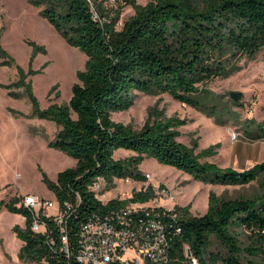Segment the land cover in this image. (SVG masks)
<instances>
[{"label":"trees","instance_id":"trees-1","mask_svg":"<svg viewBox=\"0 0 264 264\" xmlns=\"http://www.w3.org/2000/svg\"><path fill=\"white\" fill-rule=\"evenodd\" d=\"M92 1L98 18L91 0H33L43 7L42 13L67 41L88 58L84 68L77 71L78 81L73 84L67 103L53 102L41 107L21 69L20 79L14 83L26 87L32 115L57 124L58 130L49 144L77 159L75 166L60 171L56 180L43 174V181L57 200L62 205L66 201L73 205L67 219L71 253L64 251L54 219L43 217L56 244L50 245L45 234L34 231L30 219L25 226L15 224L13 229L23 240L21 259L80 264L76 253L85 221L116 205L149 201L157 196L150 184L130 197L114 198L104 204L91 189L93 183L99 177L108 184L127 176L145 180L139 165L146 157H154L206 183L245 184L264 173V160L242 170L202 160L203 155L215 154L216 145L197 153V144L189 146L181 141L179 127L186 123L185 119L152 109L144 126L135 129L113 118L114 112L134 104L136 91L168 92L181 102L209 109L204 85L238 70L242 56L254 57L264 49V0H149L146 4L119 0L111 8L103 5L104 0ZM128 4L135 13L118 28ZM42 50L46 49L34 44L31 63ZM0 57L2 64L13 62L1 46ZM10 93L21 96L16 91ZM210 110L230 115L227 106L217 103ZM219 119L226 121L220 116ZM261 126L264 131V124ZM119 148L132 150L135 155L116 158ZM19 199H1L0 208L6 206L25 214L23 207L16 205ZM174 212V220H170L171 214L162 216L172 228L177 224L181 227L180 232L172 233L170 264H192L186 246L198 264H263L264 191L255 197L237 198L211 192L205 213L191 214L190 205H176Z\"/></svg>","mask_w":264,"mask_h":264},{"label":"rangeland","instance_id":"rangeland-1","mask_svg":"<svg viewBox=\"0 0 264 264\" xmlns=\"http://www.w3.org/2000/svg\"><path fill=\"white\" fill-rule=\"evenodd\" d=\"M146 4L149 0H137ZM42 6L33 0H0V46L12 57V64H2L0 57V200H10L32 192L53 196L43 181V174L56 180L58 173L75 166L77 159L65 151L51 146L58 130L55 122L32 115L33 106L25 94V86L14 83L20 79V69L26 81L45 108L53 102L67 103L72 95V86L78 81L77 71L83 69L87 54L71 45L48 18ZM135 13V8L125 5L118 23ZM46 50L39 51L31 63L34 44ZM239 69L226 77H217L204 85L208 108H198L175 99L168 92L147 93L136 91L135 102L127 110L116 111L113 118L140 129L146 123L152 109L165 116L186 120L179 127V139L196 152L215 146V154L202 156V160L214 161L220 166H232L242 170L264 160V49L254 57L242 56ZM33 70V72H31ZM5 85H11L9 87ZM56 86L52 91L51 89ZM16 91L21 96H14ZM232 91H241L235 101ZM239 102L240 105H236ZM227 106V113H213L215 104ZM219 116L226 119L225 122ZM238 134L233 138V133ZM135 152L119 148L116 158L128 159ZM146 175L145 180L125 182L115 178L106 185L110 197H130L135 191L153 185L162 206L190 205L193 215L205 213L209 194L215 192L226 198L255 197L264 191V173L249 183H206L191 174L171 165L163 164L154 157H146L139 165ZM167 195H173L167 200ZM15 224L26 225L23 213L0 208V264H47L20 258L23 240L17 236ZM264 264V259H263Z\"/></svg>","mask_w":264,"mask_h":264},{"label":"built area","instance_id":"built-area-1","mask_svg":"<svg viewBox=\"0 0 264 264\" xmlns=\"http://www.w3.org/2000/svg\"><path fill=\"white\" fill-rule=\"evenodd\" d=\"M119 0H104L103 5L111 8ZM94 16L99 17L91 0ZM238 134L233 133V138ZM131 182L132 177L122 178ZM107 181L99 177L92 185L96 197L104 204L111 199L125 197H110V190L104 191ZM157 197V196H156ZM154 197L149 201H135L127 205L115 207L97 213L85 221L79 234V248L76 258L80 264H170L172 256V233L180 232L177 224L174 228L162 217L171 214V219L177 217L174 207L162 206ZM173 195L168 196L171 200ZM16 205L26 211L23 219H30L31 228L46 235L50 245L56 244V238L50 229L46 218L54 219L62 235L63 249L71 253L68 235L67 219L73 205L66 201L63 205L56 196H48L27 192L24 193ZM161 208V209H160ZM189 246H186V251ZM191 257L192 264H198L196 257Z\"/></svg>","mask_w":264,"mask_h":264},{"label":"water","instance_id":"water-1","mask_svg":"<svg viewBox=\"0 0 264 264\" xmlns=\"http://www.w3.org/2000/svg\"><path fill=\"white\" fill-rule=\"evenodd\" d=\"M231 96H232V98L235 101H238L240 99V97L242 96V92L241 91H232L231 92ZM187 254H188V256H191L192 255V252H191V248L190 247L187 248Z\"/></svg>","mask_w":264,"mask_h":264},{"label":"crops","instance_id":"crops-1","mask_svg":"<svg viewBox=\"0 0 264 264\" xmlns=\"http://www.w3.org/2000/svg\"><path fill=\"white\" fill-rule=\"evenodd\" d=\"M48 197H50V198H54V197H55V194L53 193V196H48Z\"/></svg>","mask_w":264,"mask_h":264}]
</instances>
